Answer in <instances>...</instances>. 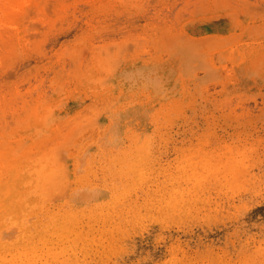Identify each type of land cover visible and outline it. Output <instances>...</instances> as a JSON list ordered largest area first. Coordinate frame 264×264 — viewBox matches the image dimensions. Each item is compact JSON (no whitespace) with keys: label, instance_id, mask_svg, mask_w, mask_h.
<instances>
[{"label":"rangeland","instance_id":"1","mask_svg":"<svg viewBox=\"0 0 264 264\" xmlns=\"http://www.w3.org/2000/svg\"><path fill=\"white\" fill-rule=\"evenodd\" d=\"M0 264H264V0H0Z\"/></svg>","mask_w":264,"mask_h":264},{"label":"bare ground","instance_id":"2","mask_svg":"<svg viewBox=\"0 0 264 264\" xmlns=\"http://www.w3.org/2000/svg\"><path fill=\"white\" fill-rule=\"evenodd\" d=\"M13 2H17L18 0H12ZM263 10V9H262ZM262 12V11H261ZM260 13V12H259ZM3 244V243H2Z\"/></svg>","mask_w":264,"mask_h":264}]
</instances>
